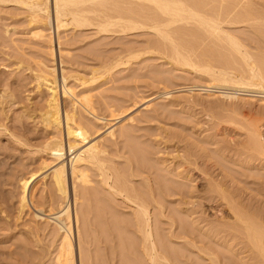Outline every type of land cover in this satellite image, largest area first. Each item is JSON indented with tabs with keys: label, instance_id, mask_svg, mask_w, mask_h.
<instances>
[{
	"label": "rangeland",
	"instance_id": "374dc122",
	"mask_svg": "<svg viewBox=\"0 0 264 264\" xmlns=\"http://www.w3.org/2000/svg\"><path fill=\"white\" fill-rule=\"evenodd\" d=\"M18 1H0V264H57L62 236L58 225L48 217L38 218L31 204V210H19L23 180L30 179L32 174L38 176L29 188L35 207L50 213V209L58 210L62 202L52 180L60 161L46 148L57 130L46 127L42 117L50 92L40 79L51 66L56 67L63 114L73 108L77 98L91 96L90 103L98 117L83 113L80 103L75 105L78 117L91 121L88 128L91 131H88L93 133L89 141L79 144L78 148L96 143L106 149L102 158L111 171V182L116 173L128 174L125 178L129 187L147 185V178L163 175L180 187L181 193L163 195V213L155 203L151 207L153 221L158 225L157 238L163 237L174 248L181 256L180 264H263L258 254L252 258L244 235L239 230L230 231L227 223L234 222L229 206L244 212L246 217L259 216L264 223V156L246 143L253 124L259 125L264 139V94L246 92L251 95L225 98L221 91H232V86L216 85L208 73L202 72L201 65L208 64L218 73L227 69L229 73L247 71L236 62L229 66L220 63L217 56L207 50L209 47L220 49L223 41L217 36L214 38L215 35L212 37L211 33L203 38L205 33L198 40L184 36L189 38V41L183 38L184 42L188 41L187 46L178 50L176 42L181 43V40L172 36L175 44L162 39L167 42L162 49L158 47L161 36L149 26L138 33H123L115 26L109 27L111 32H106L96 20H93L96 24L92 22L94 25L90 26H77L68 20V24L59 29L53 21L51 0L49 15L54 19ZM247 1L264 12V0ZM183 22L176 23L189 29L198 25L195 21L185 25ZM234 23H223V30L236 37L257 61L264 55L261 31L256 30L252 22ZM175 26H169L171 34L177 33L178 26ZM114 27L116 32H112ZM51 42L54 51L50 50ZM130 46L136 53L141 49L140 57L129 58L133 48L130 52L126 48ZM123 49L128 53L122 52ZM174 50L192 59L189 65L178 57L176 60ZM116 55L121 58H114ZM192 61L201 63L194 66ZM111 66L115 67L110 69ZM63 73L68 78L66 84L61 79ZM65 87L71 94L63 95ZM135 101L137 105H132ZM114 111L121 114L109 120ZM62 125L67 145L63 121ZM125 129L129 132L123 133ZM111 130L115 131L114 137L110 135ZM132 142L149 150L147 164L153 169L151 175L129 174L127 160L133 157ZM75 153L68 152L70 161L74 162ZM83 167L90 181H86V187L80 179H72L70 169L66 175L70 195L66 201L70 204L76 264H81L79 241L85 264H128L140 255L137 247L129 250L122 240L137 238V235L126 222L122 224V240L118 230L116 236L108 235L107 214L102 215L100 210L111 200L116 218L131 221L130 203L123 196L110 194L102 184L103 177L97 166L84 164ZM214 182H218L222 190L210 191ZM156 192L157 197L160 196L159 190Z\"/></svg>",
	"mask_w": 264,
	"mask_h": 264
},
{
	"label": "bare ground",
	"instance_id": "6f19581e",
	"mask_svg": "<svg viewBox=\"0 0 264 264\" xmlns=\"http://www.w3.org/2000/svg\"><path fill=\"white\" fill-rule=\"evenodd\" d=\"M0 1H5V0H0ZM19 1L23 2V5L26 4V6H29L30 8L38 12H43L49 15L50 11H52V9L50 10V0H19ZM51 1H52L51 3H53L54 13H55V20L53 21H56L57 24L56 28L58 27L59 29L62 26H64L68 20H70L72 24L75 23L77 26H85V25L90 26V24H93L92 23L94 22L93 20H96L99 21L98 23H100L98 24V26L103 27L102 31L106 29L105 30L106 32L110 31L111 29H109V27L112 26H115L116 29H118L117 27H119L123 33L130 31L135 33L141 28L145 26H149V28L151 27L152 30L154 29L155 32H157L158 35L161 36V41H159L160 43L157 41H156L157 43L154 42L156 43V46L160 44V46H158L159 48H161L162 46L165 47L167 42L164 41L171 40L172 36H175L176 40L177 39L179 41L181 40V43L176 42V45L179 44L178 50H181L180 49L181 47L187 46L186 42L189 41L188 40L189 38L185 39L184 36L186 37L189 36L190 38H192V40L194 39L198 40L205 33L206 36L204 35L203 38L207 37V35H210L211 33L212 37L215 35L214 38H216L217 36L219 41L224 42V43L220 42L222 43V45L220 44L221 46L219 44H216L220 46V49L219 48L214 49L213 47L212 48L209 47V49H207L211 54L217 56L216 58L220 60V63L222 62L228 65L236 62L238 65L247 68L246 69L247 71H245V73L244 72L229 73L230 71L227 72L228 69L225 72L218 73L213 69V67L208 66L210 64L208 65L204 64L205 66L201 65L202 70H204L202 72L208 73V75L212 77V81L214 84L222 85L224 83V84H229L230 87L232 86L230 88L232 89V91L230 89H229L230 91H226V90L221 91V95L225 98L233 99V98H239L240 95H251V94H247L246 92L248 93L254 92V94L256 95L264 94V57H263L264 55L263 56L261 55V57L259 56L258 60L256 61L254 59V56L252 58V56L248 53L249 51L247 52L243 49L242 43L236 37L226 34L225 31L223 30L224 27L223 23L233 22V24H235L234 22H238V23L252 22L253 26H256L255 29L261 31L262 34L261 36L264 37V12L261 11L262 9L258 10L257 8H255L252 2L250 3L247 0H51ZM208 5H210V7H208ZM205 6L206 8L204 9ZM50 18L52 17H50L49 15V19ZM52 19H54V17ZM179 21H181V23L183 21H186L187 24L191 21H195L196 25L197 24L198 25L197 28L194 27V29H189L190 27L188 28L184 26H181L182 27L181 28L179 26L181 24ZM176 22L180 24L177 25ZM186 23H184V25ZM172 24L174 25L176 24V26H178V28L175 26L176 27L175 32L177 31V33L174 34L173 32L174 35L171 34L172 32H170L169 30L170 29L169 26H172ZM115 27L114 29H112V32L115 30ZM173 27H171L172 28L171 31L174 30ZM175 37L172 39H175ZM183 38L188 41L184 42ZM162 39L164 41H162ZM172 42H174V40ZM225 45L227 49L223 50V48H226L224 47ZM131 47L132 46L126 48L128 49V52H130L129 50L131 49ZM133 47H135V45ZM50 48L51 51H54V44L52 42L50 44ZM124 49L122 52L125 51L127 52V50ZM133 49H131L132 51L129 53L130 55L129 58H134V57L138 58L139 54L143 53L140 48H139L140 49L139 52L141 53L137 52L138 54L136 53L137 50H135V48ZM176 50H174V52L172 51L175 55H177L176 60L178 57V59L180 58L184 62L182 60L180 61H182L183 63H188L189 65V61L192 59H190L189 57H185L184 55L183 56L179 55V53H177ZM180 52L182 53V51ZM206 53L208 54V52ZM117 55L116 57L114 56V58L120 57V55L119 56ZM125 56L123 55V57ZM114 58L112 57L111 59ZM120 60L119 62H121ZM125 60L127 61L128 59ZM127 62H125L126 64L125 63L123 64L127 65L128 64ZM192 62L193 64L192 63L191 64L194 66L198 65L196 63H199V62L194 63V61ZM115 65L118 66L116 63ZM119 66H121V64ZM112 67L113 66H111L110 69H112ZM55 73H56V67L51 66L48 72L45 73L40 79L42 85H44L47 88V90L50 92L47 102V109H45L42 115L44 120L43 119L42 120L45 121L46 127L48 126L57 130V132L55 131L57 134L54 133V135L49 139L48 143L46 144L47 145L46 148H48V150L53 155H55L56 159L60 161V166L54 169L52 180H53V184L56 186L57 191H59L58 196H60L62 202L59 200L61 203L59 202L60 204L58 210L52 212L51 211L52 209H50V213H46V211L43 208L35 207V204L30 196L29 188L33 186V182L37 179L38 176H36V174H32L30 179L23 180L24 182L22 184V194L19 203L20 212H23L26 208L30 209V204H31L34 207L36 211L35 215L38 218L45 219V217H48L51 221L56 223L59 227V230L62 231V236H60L61 242L59 244L60 246L58 249L59 254H57L58 255L57 264H76V259H75L76 253L74 248V242L72 241L71 238V235H73L72 231L74 232V230L72 227V223L70 224V217H71L70 204L68 203V201H66V199H68V197L70 196L66 186L67 185L66 175L68 169H70L72 174L71 176L73 177L72 179L77 181L80 179L79 181L84 183L82 185H85L86 181L87 182L90 181H88L87 179L89 175L87 174L86 169L84 168L85 166L83 167V165L84 164L92 165V166L95 165L98 167V170L100 171V175L103 177L102 184L109 190L110 194L111 195L118 194L120 196H123L125 200H127L130 203V208L133 211V218L131 219V221L120 220L115 216L116 212L114 210H116V208L115 205H113V201L111 200L107 202L108 205L105 204L106 207H104L105 205L104 206L102 205L103 206V209H101L102 212L100 210V213L102 215H105V213L107 214L106 222H107V226L109 227L108 235L114 236L116 230H118L120 238L122 240L123 237L122 233L124 232V228L122 227V224H124L125 222L127 226L130 229L134 230L135 234L137 235V238L130 237V239L122 240L125 241V245L129 250H134L135 247H137L140 255L134 258L133 260H129L128 264H180L181 256L179 254H176L177 252L174 250V248L172 249V247L163 239V237L159 239L157 238L155 229L158 228V225L155 224V222L153 221L154 217L151 212V207L154 206L153 203H155V206L160 208V210L163 213L164 212L163 200L165 198L163 195L170 196L171 194L174 193H181L182 191L180 187L175 186L174 181H172L167 177H164L163 175H157V176H153L152 178L151 177L147 178L148 181L147 185L138 186L135 184L134 187L131 186L129 187L127 184L129 181L126 180L125 178V176H128V174L126 173L127 175H122V173H119L121 174L119 175L118 173H116L113 174L114 178L111 182L110 181L112 179L111 178L112 174L110 175L111 171H108L105 164L106 161L104 162L102 158L103 155L107 153L106 149L100 147L96 143H92L83 149L78 148L79 144L87 143L89 139L92 137L93 133L91 132L92 135L91 133H89V131H91L89 129L92 125L91 121L86 120L87 118L85 117V115L83 116L82 113L81 116L85 117L86 119L82 117H78L80 115L77 114L79 112L77 106L81 104V108L84 111L83 113L87 112L92 116L98 117L94 107L91 104L92 103L91 96L89 97L88 96L89 94L86 96L84 95L83 98L79 96L81 99L77 98L78 102L75 101L74 105L72 104L73 108L71 110L67 109L68 111L65 110L64 111L65 113L63 114L60 107L58 76H56ZM61 79L63 81V84L64 83L66 84L68 78L67 76H64V73ZM69 90L68 87L66 88V90L64 89L63 95L65 96L66 94L69 93L71 94ZM198 90H202V89H198ZM136 102L138 101H135L132 105L136 104ZM124 111L125 110L121 112ZM121 112L116 113L114 111L113 112L114 114H111L109 120L117 119L116 117H118L121 114ZM62 121L63 124L65 123L66 125L65 136L67 135V140H68L67 145L66 143H64ZM126 130L127 129H125V132L123 131L122 132L128 133L129 131ZM110 135L114 137L115 131L111 130ZM248 136L249 137L246 142L247 144H249L248 146L252 149H255V151L257 150L260 155L264 156V139L261 134L259 125L253 124L252 127L250 128V133L248 134ZM130 144H132L130 146L131 147L130 149L133 154V157L130 156L131 157V158L129 157L130 160L129 161L127 160V162H129V167H128L129 169L127 168L129 174L131 176L138 175L141 173H146L148 175H151L153 169L151 168V166L147 164L148 158L150 157L149 150L145 147H140V145L137 146L138 144L135 145L133 142ZM68 152L69 154H72V152H76L75 155L73 156L74 162L70 161L71 158L67 156ZM67 157L69 158L68 159L69 162L68 160H66ZM73 184H75L74 181ZM155 186L157 189L155 188ZM218 189L222 190L218 182H214L210 185V191L218 192ZM156 190H159L160 193L159 194L160 196L158 197H157L158 193L156 192ZM124 192H127L128 194L124 195L123 194ZM229 208L234 218V222L227 223V225L229 224L228 225L229 230L230 231L231 229H234V231L239 230L240 233L244 235V237L246 238L247 243L249 244L247 245L250 246L249 248L250 252L253 254L252 258H254L255 254H258L257 256L259 260L262 261L264 264V223L261 222L263 219L262 218H261L262 220L259 219L258 215L256 219H253L252 216H251L252 218L251 217L249 218L244 215L245 214L244 212L241 213V211L237 210L233 206H229ZM76 216L78 221L79 220L78 215ZM257 218L260 221L257 220ZM80 234L81 232L79 230L78 231L79 240L81 237ZM78 250H79V259H80L79 262L81 264H85L83 247L82 245H80V241H79ZM254 250L257 253L254 252Z\"/></svg>",
	"mask_w": 264,
	"mask_h": 264
}]
</instances>
